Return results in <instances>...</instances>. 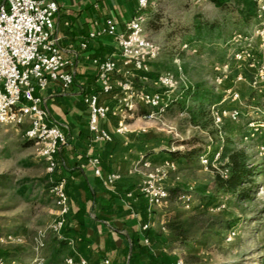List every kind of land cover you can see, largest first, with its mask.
Segmentation results:
<instances>
[{
  "label": "rangeland",
  "instance_id": "374dc122",
  "mask_svg": "<svg viewBox=\"0 0 264 264\" xmlns=\"http://www.w3.org/2000/svg\"><path fill=\"white\" fill-rule=\"evenodd\" d=\"M222 17L223 13L209 0H158L154 9L148 12L145 24L148 35L161 46L157 59L148 63L147 72L156 76L152 78L133 73L129 79L134 89L162 92L156 79L163 72H171L176 80L172 98H179V92L184 87L202 84L221 96L208 106L237 107L240 110L238 120L223 121L219 135L213 124L203 129L192 123L187 112L177 105H171L164 114L151 120L141 117L146 109L137 105V114L124 119L127 133L113 135L118 146L113 156L121 171L132 167L140 153L147 154L151 164L149 170L173 161V169L170 168L162 183L166 189H176L177 194H170L166 203L153 208V213L158 221H166L175 213L187 219L191 237L189 242L179 243L180 257L187 264H264V156L256 148V145L264 144V133L251 137L247 127L251 121L264 124V80L261 79L260 68H257V63L249 67L247 58L232 59L234 45L228 41L221 43L217 39V30L213 35H208L207 30H200V39L192 41L194 44L187 51H181L179 46L181 42L190 44L188 40L195 34L192 24L196 19L204 25L209 21H220ZM254 26L252 20L241 28L247 39L241 43L239 50L246 54L252 48L257 61L264 56V34L253 33ZM232 36L234 32L229 38ZM176 58L177 62L174 61ZM239 75L240 80L237 79ZM94 89L99 92L97 86ZM228 90L237 92L238 99L231 101ZM113 91L118 92L117 86H113ZM113 102L110 108L117 106L116 100L113 99ZM114 117L109 116L103 124L110 132L119 120ZM22 129V126L15 128L0 124V259L13 258L20 264H33L31 260L40 234H44L48 242L53 235L49 226L56 220L58 208L49 190L52 176L46 172V164L37 156L34 146L23 138ZM192 138L199 144L211 140L214 143L211 150H218L228 139L236 147L244 148L250 164L260 166V173L255 177L258 188L253 197L237 201L226 193L214 192L211 185L214 170L225 162V156L206 169L199 163L185 168L179 167L163 151L166 148H186L184 142ZM208 157L210 163V154ZM146 170L139 167V175L134 173L137 184ZM47 179L49 183L45 184ZM203 190L206 191L203 193ZM180 193L192 195L193 203L188 209L177 199ZM219 200L223 201L224 208L212 210V205ZM210 220H233L234 225L222 231L221 237H216L215 229L209 227ZM9 234L11 236L7 237ZM197 237L206 240L204 247L190 242ZM45 264H48L47 260Z\"/></svg>",
  "mask_w": 264,
  "mask_h": 264
},
{
  "label": "built area",
  "instance_id": "2783aa9c",
  "mask_svg": "<svg viewBox=\"0 0 264 264\" xmlns=\"http://www.w3.org/2000/svg\"><path fill=\"white\" fill-rule=\"evenodd\" d=\"M157 1L136 0L134 15L125 22L123 30H118L114 20L107 18L99 28L89 32L87 38L79 44L81 49H86L88 40L107 35L115 43L119 58V61L110 57L93 58L91 61L96 73L95 84L99 92H81V101L88 110V130L94 142L107 143L112 140L114 134L125 135L128 126L124 119L132 115L130 110L137 105L146 109L141 115L146 120L154 119L167 110L168 99L176 86L174 74L167 71L157 77L156 84L162 92L134 89L129 79L133 73L147 72L148 63L157 59L161 51V46L148 35L145 28L148 19L146 10L155 6ZM252 1L256 6L253 33L264 34V0ZM58 11L59 6L54 0H0V124L15 128L23 127V138L34 146L37 156L46 164V172L49 176H52L57 168V157L61 148L67 143V137L57 125L46 121L48 114L43 106L44 100L36 92L44 90L49 82L58 83L62 90H68L76 75L74 60L76 53L61 45L55 28L54 19ZM246 39L244 32H234V36L228 41L235 47L231 58L234 60L247 58L249 67L257 63L261 79L264 80V56L256 61V54L252 48H249L250 51L246 54L239 50L241 43ZM179 46L181 51H187L191 44L181 42ZM174 61L177 62L178 59ZM115 74H119L120 78L113 84L112 77ZM237 79L240 80L241 76H237ZM114 85L118 88V92L113 94L117 106L110 108L109 105L101 102V96L114 92ZM238 97L237 92L228 90V98L231 101H235ZM208 111L219 135V128L223 121L235 122L240 115L237 107L218 108L214 104L208 106ZM109 116L119 118L113 132H109L101 125ZM247 127L251 137L264 133L262 130L264 124L251 121ZM211 147V144H208L198 156V163L205 169L222 157V146H219L218 150H211ZM256 148L264 156V144H258ZM209 154L212 158L210 163H208ZM87 161L92 166L94 175L105 187L111 188L119 180L121 175L116 171L105 174L102 172L98 157H91ZM226 162L227 160L215 167V171L223 178H227L229 174ZM139 167L147 169L137 189L150 211L169 199V192L162 182L170 168L173 169V161L165 162V165L149 170L150 162L140 157L129 172H137ZM49 190L58 208V216L49 226V231L57 238L66 240L61 235L65 215L68 212L64 180L52 181ZM177 199L186 209L192 206L193 198L190 193H180ZM223 208L222 200L212 205L214 211H220ZM148 228L149 223L141 226L142 230ZM10 236L9 234L7 237ZM44 238V234L38 237V247L31 260L33 264H45L46 260L41 253ZM148 242V239L144 238V243ZM64 262L65 264H110L108 258L90 263L82 257L76 259L65 257ZM0 264H20V262L8 258L0 259ZM173 264L187 263L182 257H178Z\"/></svg>",
  "mask_w": 264,
  "mask_h": 264
},
{
  "label": "crops",
  "instance_id": "0c3cea01",
  "mask_svg": "<svg viewBox=\"0 0 264 264\" xmlns=\"http://www.w3.org/2000/svg\"><path fill=\"white\" fill-rule=\"evenodd\" d=\"M54 1L59 6L54 19L55 28L61 45L76 53V75L68 90H62L58 83L49 82L44 90L37 91L36 94L44 100L43 106L48 114L46 121L57 125L67 137V143L57 157V169L71 185L64 223L69 232L67 235L63 234L67 246L64 258L82 257L90 263L108 258L110 264H127L131 253V236L140 233L141 226L149 223L148 229L152 232V237L147 238L148 243H144L142 239V245L146 246L148 253L137 254L135 264H151L150 258L161 254L167 255L173 264L180 257L181 245L166 228V221L156 220L153 210L147 209L146 201L137 189L139 183L137 184L134 173L139 175V172H129L131 167L126 171L120 170L113 156L118 147L116 142L111 154L105 158L103 143L93 141L88 130V110L81 101V92H96V73L91 60L110 57L119 61V58L115 43L107 35L88 40L86 49L79 47L80 42L87 38L89 32L99 28L107 18L114 20L118 30H123L125 22L134 15L137 2ZM154 7L146 10L147 17ZM119 78L120 75L115 74L112 77L113 84ZM114 93L102 95L101 102L113 104ZM116 118L114 117L115 120ZM103 124L104 122L102 127ZM115 126L116 123L112 132ZM137 148L140 149L141 146ZM91 157L100 159L104 174L112 171L120 173L119 180L111 188L105 187L94 175L93 168L87 161ZM140 157L148 160L143 153L139 154L138 159Z\"/></svg>",
  "mask_w": 264,
  "mask_h": 264
},
{
  "label": "trees",
  "instance_id": "16d2710c",
  "mask_svg": "<svg viewBox=\"0 0 264 264\" xmlns=\"http://www.w3.org/2000/svg\"><path fill=\"white\" fill-rule=\"evenodd\" d=\"M209 2H211L216 9L223 13V17L220 21H209L204 25L201 24L200 21H196V19L192 24V30H194L195 37L193 36L191 38L192 40H188L191 45L194 44L191 42L198 38L200 32L203 29L209 32L208 35H213L214 31L217 30V39L221 43L225 44L227 41H229V37L231 36L232 32L240 31L243 26L254 20L256 17V6L252 0H209ZM201 27L204 28L201 29ZM141 74H145L152 78L156 76V74L153 72H145ZM172 97L173 94H171L168 99L167 109L171 105H177L179 108L187 112L189 120L192 123L199 125V127L203 129H207L208 126L212 124V119L208 111V104L219 100L221 96L216 94L210 87H205L202 84H195L190 87L182 88L179 92V98L175 99ZM137 109L138 106L130 110V112L137 114ZM209 133L214 135L213 131H210ZM184 143L187 146L181 150L166 148L163 151L166 152L170 159L176 161L179 167L185 168H191L195 166L198 163V156L201 151L208 144H211V146L214 144L211 142V140L210 142L199 144L193 138L190 141ZM113 144H115L114 137L110 142L103 143L105 158L111 154ZM144 155L145 157H148L146 153H144ZM222 156L226 157V165L229 167V174L227 178H223L218 174V172L214 170L213 179L211 182L214 192L226 193L235 197L237 201L249 200L251 197H253L258 188L255 177L260 173V166L256 164L248 166L250 162L245 149L236 147L234 142L230 141L229 139L224 141L222 144ZM62 179H64V191L66 195L71 194L70 183L68 182L67 178H63L61 172L56 168L52 174V181L57 182ZM44 181L45 184L49 183L48 179ZM50 186L51 185L49 184V187ZM167 191L169 192V197L170 194H177L176 189L173 188H168ZM205 191L206 190H203V193ZM212 200L213 199L208 201V204H210ZM208 224L210 228L215 229L214 235L216 237H221V232L232 228L234 221L210 220ZM166 228L172 235L176 237L179 243L184 244L189 242L191 236L188 221L187 219L183 218L181 214L175 213L173 216L167 218ZM62 233L64 235L69 233L66 225H64ZM151 237L152 232L149 229L141 230L140 233L131 236V253L129 255L127 264H135V258L137 257V254L148 253L146 246L142 245V239H151ZM192 239L193 240L190 242L202 247H204L207 243L206 240L202 238L197 237ZM44 249L46 250L44 251ZM66 250L67 246L65 240L59 239L52 235L48 242L45 236L41 253L45 260L48 261V264H59L60 262L64 261ZM169 260L170 258L165 254L152 256L150 258L151 264H172V262Z\"/></svg>",
  "mask_w": 264,
  "mask_h": 264
}]
</instances>
